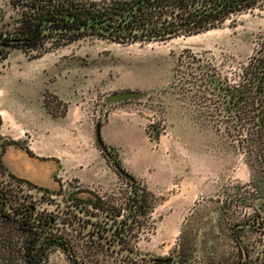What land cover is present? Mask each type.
I'll list each match as a JSON object with an SVG mask.
<instances>
[{"label": "rangeland", "instance_id": "rangeland-1", "mask_svg": "<svg viewBox=\"0 0 264 264\" xmlns=\"http://www.w3.org/2000/svg\"><path fill=\"white\" fill-rule=\"evenodd\" d=\"M11 1L0 0V24L20 14V6ZM263 53L264 3L216 28L162 41L120 43L85 36L39 56H32L35 50L11 47L0 60L2 162L37 186H5L34 202L38 214L57 217L49 233L64 235L81 264H242L232 227L236 221H254L264 210V173L258 160L264 138L257 134L259 125L227 112L228 96L223 95L225 88L247 80L245 68ZM124 88L145 94L104 101L108 92ZM74 102L93 124L85 145L92 147V157L74 166L84 180L66 171V146L54 140V132L47 135L51 140L39 137L52 127L48 121L58 122L52 118L65 115ZM117 105L140 114L144 125L134 116L125 137L113 118L110 134L122 150L141 149L143 161L130 158L123 165L117 146L104 142L106 152L96 141V122L103 123ZM32 133L37 136L33 145ZM18 137L34 153L50 152L55 158H36L26 147L8 143ZM114 159L136 184L117 170ZM134 195L146 212L133 205L128 214ZM91 200L102 208L93 207ZM120 224L130 229L126 236L132 234L133 251L116 242ZM237 232L248 264H264V227ZM43 264L75 262L64 247L53 244Z\"/></svg>", "mask_w": 264, "mask_h": 264}, {"label": "trees", "instance_id": "trees-1", "mask_svg": "<svg viewBox=\"0 0 264 264\" xmlns=\"http://www.w3.org/2000/svg\"><path fill=\"white\" fill-rule=\"evenodd\" d=\"M11 3L20 6V14L14 21L0 24V60L8 56L11 47L35 50L36 54L32 56H39L46 50L85 36L134 43L194 34L216 28L233 15L262 5L264 0H12ZM245 70L247 80L244 83L237 88H225L227 93L223 98L228 96L224 99L225 109L227 112L231 111L229 114L237 120L247 117V122L259 125L257 134L263 139L264 53L253 58ZM255 80L257 81L254 82ZM8 143L22 145L32 153L21 141L13 139ZM101 148L108 152L105 144ZM258 148L261 149L258 160L264 173V149L261 145ZM4 150L3 144L0 150V170L8 171L12 178L36 185L7 169L1 160ZM113 162L116 168L120 166L127 172L117 159ZM127 173L129 176L123 175L133 185L136 184L135 177ZM137 200L134 195L131 205L135 208L131 207L128 214L133 208L137 212H146L145 203ZM91 204L102 208L96 200H91ZM258 208L262 209L259 205ZM56 220L57 217L53 214H38L34 202L18 197L14 189L6 187L0 180V264H43L48 247L53 244L64 247L75 264H81L76 259L73 245L64 235L49 233ZM250 226L264 227V210H259L254 221H236L232 227V233L244 256L242 264H248L247 249L240 241L237 229ZM119 227L114 233L117 234L115 238L119 248L133 251L130 241L132 234L126 236L130 229L125 224H120ZM123 230L124 235L121 233ZM154 260L164 263L169 259L154 257Z\"/></svg>", "mask_w": 264, "mask_h": 264}, {"label": "crops", "instance_id": "crops-1", "mask_svg": "<svg viewBox=\"0 0 264 264\" xmlns=\"http://www.w3.org/2000/svg\"><path fill=\"white\" fill-rule=\"evenodd\" d=\"M74 105L76 106L69 108L66 111L65 115H63L62 117L52 118V120L57 119L58 122H54V120L52 123V121H48L49 119H46L45 126H47L48 121V124H50L52 127L50 128V130L47 128L46 132L39 134V137L40 139H44V141H48L47 139L51 140L53 138H49L47 135L50 131L54 132V140L57 137L56 139L58 140V142L61 143V145H63L64 147L66 146V155L68 157L65 164L67 167L66 171H68V174L70 175L77 176L79 180H84L83 178L85 174L81 170L78 171L74 166H78L82 161H88V157H92V151H90L89 149H92V147H85V145H88L87 140L89 141V133L90 129L93 130V124L91 122L92 119L90 117L87 118L81 115L80 103L78 104V102H74ZM44 116L47 117L48 115L44 113ZM134 116L139 117L137 120L143 127L144 121L143 117H141L140 114H138L132 109L127 108L125 105H117L109 109L107 117L105 121L101 123L100 127L103 142L117 146L116 151L119 153L118 157L121 163H123V165H129L130 158H135L137 159V161H143L144 155L142 154L141 149L137 150L133 148V150H131V148H123L122 150L121 145L114 142L113 136L110 134V125L112 124V119L114 118L116 120L115 126H121L122 131H119H121L122 134L126 137L127 133L130 132L128 123L133 121ZM36 137L37 136H35L34 133L31 134V144L32 141L36 139ZM16 140H20L19 137L16 138ZM31 154L36 156V158L41 159L55 158V155L50 152L44 153L37 151L36 153H34L33 150ZM56 157L58 162L62 161L60 158H58V156ZM88 178L90 177H87L85 180H88Z\"/></svg>", "mask_w": 264, "mask_h": 264}, {"label": "water", "instance_id": "water-1", "mask_svg": "<svg viewBox=\"0 0 264 264\" xmlns=\"http://www.w3.org/2000/svg\"><path fill=\"white\" fill-rule=\"evenodd\" d=\"M145 94V91L138 90V89H132V88H124V89H117L111 92H108L104 96V101L107 103H117L121 101H125L127 99H132V98H138L141 97ZM100 127H101V121H97L95 124V138L96 141L99 145L102 147L104 146V142L101 137V132H100ZM117 169L124 175L129 176V174L125 171L122 170L120 166H117ZM167 258H163V260H166ZM213 264H220V263H214Z\"/></svg>", "mask_w": 264, "mask_h": 264}, {"label": "built area", "instance_id": "built-area-1", "mask_svg": "<svg viewBox=\"0 0 264 264\" xmlns=\"http://www.w3.org/2000/svg\"><path fill=\"white\" fill-rule=\"evenodd\" d=\"M0 180L2 181V184L7 183L8 185L16 186L21 190H31L36 188L35 185L27 182L26 180H18L16 178H12L8 171L4 172L0 170Z\"/></svg>", "mask_w": 264, "mask_h": 264}, {"label": "flooded vegetation", "instance_id": "flooded-vegetation-1", "mask_svg": "<svg viewBox=\"0 0 264 264\" xmlns=\"http://www.w3.org/2000/svg\"><path fill=\"white\" fill-rule=\"evenodd\" d=\"M119 171V170H118ZM120 172V171H119ZM121 173V172H120Z\"/></svg>", "mask_w": 264, "mask_h": 264}]
</instances>
